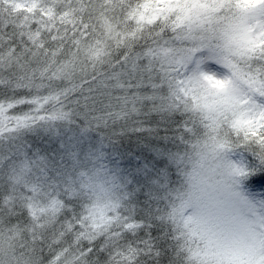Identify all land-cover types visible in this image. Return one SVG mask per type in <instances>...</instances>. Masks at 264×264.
Wrapping results in <instances>:
<instances>
[{
	"label": "snow or ice",
	"instance_id": "6c2138e0",
	"mask_svg": "<svg viewBox=\"0 0 264 264\" xmlns=\"http://www.w3.org/2000/svg\"><path fill=\"white\" fill-rule=\"evenodd\" d=\"M0 264H264V0H0Z\"/></svg>",
	"mask_w": 264,
	"mask_h": 264
}]
</instances>
